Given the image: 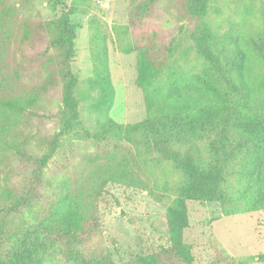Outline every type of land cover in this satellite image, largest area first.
Here are the masks:
<instances>
[{
    "label": "trees",
    "instance_id": "obj_1",
    "mask_svg": "<svg viewBox=\"0 0 264 264\" xmlns=\"http://www.w3.org/2000/svg\"><path fill=\"white\" fill-rule=\"evenodd\" d=\"M156 1H136L131 24L148 17ZM188 1L190 37L203 66L195 72L172 68L161 79L164 64L156 60L153 47L124 46L125 54L136 53L135 83L147 116L122 124L109 116L115 90L104 33L91 29L92 73L79 92L71 67L76 26L70 15L76 7L52 22L35 24L19 16L14 3L0 0V264H117L97 238V200L110 182L151 191L149 180L138 177L126 161L116 162L121 144L114 143L87 160L115 162L120 169L105 172L94 185L83 184L81 171L50 186L45 171L64 135L96 142L127 139L157 161L169 162L183 177L167 210L169 246L118 264H194L183 238L190 201H234L235 211L244 203L253 211L264 209V32L246 44L232 34L220 35L206 20L208 0ZM261 15L264 22V0ZM43 30L48 32L44 42ZM27 65L44 66L47 74L40 82L24 84ZM56 72L60 107L41 111L40 101L53 88ZM81 101L95 115L92 129L81 118ZM34 119L55 121L59 129L41 135L30 129ZM10 156L24 168L17 180L4 170ZM163 184V193L171 191V184ZM17 217H24L19 224L14 223Z\"/></svg>",
    "mask_w": 264,
    "mask_h": 264
},
{
    "label": "rangeland",
    "instance_id": "obj_2",
    "mask_svg": "<svg viewBox=\"0 0 264 264\" xmlns=\"http://www.w3.org/2000/svg\"><path fill=\"white\" fill-rule=\"evenodd\" d=\"M9 1L18 7L19 16L28 17L35 24L52 22L70 7H76L70 15L76 26L71 67L78 80L79 92L85 90V80L92 73L91 29L94 26L104 33L115 90L109 116L118 123H134L147 116L142 91L135 83L136 53L125 54L122 51L124 46L143 43L153 47L156 60L164 64L161 79L166 78L172 68L195 72L203 66L190 37L193 21L189 17L188 0H157L150 15L136 20L135 25L130 21V9L138 0ZM206 20L213 31L220 35L232 34L245 44L258 40L264 32L261 0H208ZM47 33V30L40 31L42 42ZM230 42L226 41V45L231 46ZM29 52L26 49V53ZM46 64L50 69L55 68L53 62L47 61ZM46 70L44 66L34 69L27 65L24 84L42 81ZM54 74L55 84L47 97L41 99V111H55L60 107L61 81L57 72ZM85 103L81 101L79 104L80 115L92 129L95 115L85 109ZM30 129L47 136L57 131L59 126L55 121L34 119ZM114 143L121 144L116 151V162L124 160L130 164L132 172L143 180H149L151 189L140 190L110 182L97 200V238L100 246L118 264L139 255L157 253L169 246L167 210L177 196L176 184L183 180L181 173L169 162H159L138 150L127 139L96 142L76 140L68 135L62 137L45 172L50 186H56L61 180L74 177L81 171L83 184L94 185L106 173L115 172L120 166L106 160L90 163L87 158L103 145L112 148ZM4 170L15 175L10 180H17V175L24 174V168L13 156L6 161ZM164 182L171 184V191L163 193ZM233 202L224 205L201 201L187 203L189 225L183 238L191 246L194 264H264V209L253 211L244 203L235 211ZM23 218H15L14 223L19 224Z\"/></svg>",
    "mask_w": 264,
    "mask_h": 264
}]
</instances>
